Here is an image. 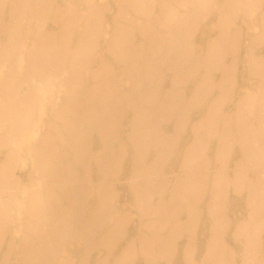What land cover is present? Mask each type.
<instances>
[{"label": "bare ground", "instance_id": "6f19581e", "mask_svg": "<svg viewBox=\"0 0 264 264\" xmlns=\"http://www.w3.org/2000/svg\"><path fill=\"white\" fill-rule=\"evenodd\" d=\"M0 264H264V0H0Z\"/></svg>", "mask_w": 264, "mask_h": 264}]
</instances>
